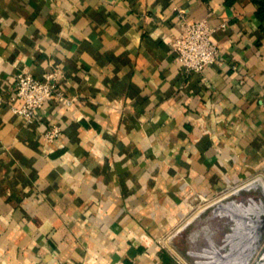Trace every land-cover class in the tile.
Segmentation results:
<instances>
[{
  "label": "crops",
  "instance_id": "1",
  "mask_svg": "<svg viewBox=\"0 0 264 264\" xmlns=\"http://www.w3.org/2000/svg\"><path fill=\"white\" fill-rule=\"evenodd\" d=\"M257 10L0 0V264H181L163 238L188 199L264 176ZM184 19L214 28L219 59L201 72L170 44ZM53 68L54 97L32 121L16 113L17 75L43 80Z\"/></svg>",
  "mask_w": 264,
  "mask_h": 264
},
{
  "label": "rangeland",
  "instance_id": "2",
  "mask_svg": "<svg viewBox=\"0 0 264 264\" xmlns=\"http://www.w3.org/2000/svg\"><path fill=\"white\" fill-rule=\"evenodd\" d=\"M255 178L264 181V176H253L246 180L233 183L223 191L216 192L211 196H206L207 199L205 200L201 199L200 196H191L187 201L188 209L186 213L163 238V244L166 249L181 264H256L255 260L260 256L261 252H263L264 246H262L259 251L252 252L251 248L247 246L249 241L247 242L246 239H242L238 249L234 253H231L228 248L233 230L230 229L225 222L235 217L236 214L234 215L233 213L235 208L227 211L226 215L222 217L215 216L209 222L211 227H217L219 229L216 240L226 247L225 250L210 243L204 236H201L196 241L190 242L189 237L195 230V226L193 224L186 226L188 221L193 218L194 213L199 211L205 204L231 194L236 188L246 185ZM237 199L238 205H240L238 207H244L252 214L258 211H264V190H262L260 185H255L247 190L243 189ZM181 226L183 230L177 231ZM234 242H238L237 239H235ZM257 242L256 240L254 241V243Z\"/></svg>",
  "mask_w": 264,
  "mask_h": 264
},
{
  "label": "built area",
  "instance_id": "3",
  "mask_svg": "<svg viewBox=\"0 0 264 264\" xmlns=\"http://www.w3.org/2000/svg\"><path fill=\"white\" fill-rule=\"evenodd\" d=\"M182 25L183 28L179 34L171 38L172 49L187 72H201L219 59L220 47L214 39V28L205 19L193 22L184 19ZM60 76L58 68L48 71L43 80L29 73H19L15 82V96L21 99L22 104L13 106V110L32 121L35 112L56 94ZM59 98L64 99L63 96ZM59 133V127L53 126L46 133V137L53 139ZM200 197L207 199L205 196Z\"/></svg>",
  "mask_w": 264,
  "mask_h": 264
},
{
  "label": "bare ground",
  "instance_id": "4",
  "mask_svg": "<svg viewBox=\"0 0 264 264\" xmlns=\"http://www.w3.org/2000/svg\"><path fill=\"white\" fill-rule=\"evenodd\" d=\"M263 184L264 183L261 180L255 178L246 185L236 188L231 194L205 204L199 211L194 213L193 218L186 224V226L190 224L195 226V230L189 237L190 242L196 241L201 236H204L210 243L225 250L226 247L218 243L216 240V235L219 232V229L217 227H211L209 222L215 216L222 217L226 215L227 211L235 208L233 212L234 215L236 214L235 217L225 222L228 224L229 228L233 230L231 241L228 246L230 252L234 253L238 249L242 239H246L247 242L249 241L247 246L251 248L252 252L259 251V249L264 246V211H258L257 213L252 214L244 207H238L240 205H238L237 198L243 189L247 190L255 185H260L262 190H264ZM181 230H183L182 226L177 231ZM235 239H237L238 242H234ZM255 240L258 242L254 243ZM255 261L256 264H264V250Z\"/></svg>",
  "mask_w": 264,
  "mask_h": 264
},
{
  "label": "trees",
  "instance_id": "5",
  "mask_svg": "<svg viewBox=\"0 0 264 264\" xmlns=\"http://www.w3.org/2000/svg\"><path fill=\"white\" fill-rule=\"evenodd\" d=\"M258 5V16L264 19V0H253Z\"/></svg>",
  "mask_w": 264,
  "mask_h": 264
}]
</instances>
